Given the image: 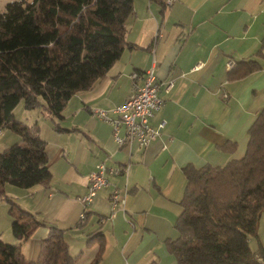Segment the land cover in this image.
<instances>
[{
	"label": "crops",
	"instance_id": "1",
	"mask_svg": "<svg viewBox=\"0 0 264 264\" xmlns=\"http://www.w3.org/2000/svg\"><path fill=\"white\" fill-rule=\"evenodd\" d=\"M132 11L124 24L127 46L88 91L67 100L61 118L40 111L37 119L14 114L26 125H39L52 178L47 186L6 184L4 192L21 209L62 231L75 264H90L95 257L97 242L89 238L96 231L105 241L97 264H175L166 242L178 237L174 224L182 211L183 168L224 167L243 157L247 131L264 108V0H133ZM230 60H255L259 68L231 79ZM149 69L165 102L150 124L163 120L165 125L144 148L119 146L110 125L91 109H105L113 117L111 110L129 97L133 84L142 85ZM170 80L173 86L165 94ZM18 140L14 132L1 130L0 150ZM227 142L234 143L232 152L221 150ZM99 163L122 171L107 175V187L83 208L79 199L87 191V176ZM114 190L123 192L125 201L112 211ZM1 200L3 238L11 218L8 203ZM256 229L248 242L253 252L264 249V213ZM46 232L40 227L21 244L26 259L36 260ZM3 239L18 242L10 231Z\"/></svg>",
	"mask_w": 264,
	"mask_h": 264
},
{
	"label": "trees",
	"instance_id": "2",
	"mask_svg": "<svg viewBox=\"0 0 264 264\" xmlns=\"http://www.w3.org/2000/svg\"><path fill=\"white\" fill-rule=\"evenodd\" d=\"M132 5L133 0H12L0 13V130L19 137L0 152V198L9 205V227L18 241L0 238V264H75L62 231L21 209L4 192L6 184L47 186L52 178L39 125L19 121L13 110L21 103L26 110L61 118L67 100L88 91L127 46L124 24ZM258 68L255 60H247L235 62L228 72L234 79ZM247 136L244 156L224 167L183 168L182 211L174 224L178 237L166 242L175 264L264 263V249L253 252L248 243L257 236L264 213V108ZM233 148L232 142L221 146L226 152ZM43 226L47 232L39 255L30 261L20 252L21 244ZM90 236L98 249L90 264H97L104 236L100 231Z\"/></svg>",
	"mask_w": 264,
	"mask_h": 264
},
{
	"label": "built area",
	"instance_id": "3",
	"mask_svg": "<svg viewBox=\"0 0 264 264\" xmlns=\"http://www.w3.org/2000/svg\"><path fill=\"white\" fill-rule=\"evenodd\" d=\"M234 63L232 60L228 61L226 68L228 70L231 69ZM131 77L136 78V75L133 74ZM172 86L173 81H168L163 88L164 93L168 94ZM131 90L129 97L111 110L113 117L109 116L108 111L105 109H91V114L110 125L112 140L117 145L130 146L132 143H136L144 148L161 134V129H163L165 122L161 120L153 127L150 124V120L155 116L156 112L162 109L165 102L158 92L153 69L147 70L145 84L140 86L133 84ZM223 98H225L224 94ZM120 129L123 130V133H121ZM121 171V169L105 167L103 163L97 164L96 168L87 176V191L79 199L82 207L89 206L94 199L95 193L107 187L109 184L107 175H117ZM110 196L112 211H114L115 207H121L124 204L125 195L123 192L114 190ZM83 216L84 213L81 218Z\"/></svg>",
	"mask_w": 264,
	"mask_h": 264
},
{
	"label": "rangeland",
	"instance_id": "4",
	"mask_svg": "<svg viewBox=\"0 0 264 264\" xmlns=\"http://www.w3.org/2000/svg\"><path fill=\"white\" fill-rule=\"evenodd\" d=\"M10 1H12V0H0V13L1 12H3L4 11V9H5V5L7 4V2H10ZM27 1H31V0H27ZM23 106H22V104L21 103H19L16 107H15V110H14V113H13V115L14 114H16V116H19V117H22V119H23V117L25 118V117H27L28 115H30V116H32V117H35L36 119L38 118V116H39V110H26L25 108H22ZM22 112H24V114L22 115ZM25 113H27V116H24L25 115ZM22 115V116H21ZM27 121V120H26ZM2 131L3 132H10V130H8V129H2ZM2 150H0V152H1ZM9 231H10V233H11V230H10V227H9V230L7 231V232H3V238H6V233L7 234H9ZM2 238V237H1ZM1 239L3 242H5V243H9V242H6L4 239Z\"/></svg>",
	"mask_w": 264,
	"mask_h": 264
},
{
	"label": "bare ground",
	"instance_id": "5",
	"mask_svg": "<svg viewBox=\"0 0 264 264\" xmlns=\"http://www.w3.org/2000/svg\"><path fill=\"white\" fill-rule=\"evenodd\" d=\"M143 82L142 84H145L146 83V77H147V71L143 74Z\"/></svg>",
	"mask_w": 264,
	"mask_h": 264
}]
</instances>
